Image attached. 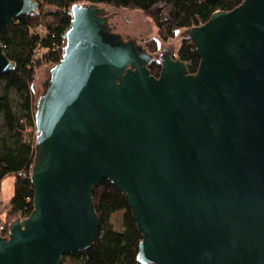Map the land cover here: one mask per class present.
<instances>
[{"label":"water","instance_id":"obj_1","mask_svg":"<svg viewBox=\"0 0 264 264\" xmlns=\"http://www.w3.org/2000/svg\"><path fill=\"white\" fill-rule=\"evenodd\" d=\"M38 8L0 0V35ZM69 15L63 55L37 88L34 209L0 233V264H61L92 246L105 179L141 233L139 264H264V0L178 32L198 69L165 49L158 76L148 64L176 47L149 16L88 2ZM149 35L155 56L129 39ZM15 69L0 41V75Z\"/></svg>","mask_w":264,"mask_h":264},{"label":"trees","instance_id":"obj_2","mask_svg":"<svg viewBox=\"0 0 264 264\" xmlns=\"http://www.w3.org/2000/svg\"><path fill=\"white\" fill-rule=\"evenodd\" d=\"M38 11L15 18L0 35L6 55L16 63V69L0 75L5 89L14 88L20 95L19 112L13 110L6 96H0V184L3 178L16 177L15 192L10 200L2 235L8 233L12 220L28 216L34 209L35 191L30 179L37 150L34 141L25 139L27 126L34 127L35 100L32 87L38 71L53 66L63 55L64 34L70 26L69 10L77 2L108 5L110 8L139 9L150 15L158 35L169 40L179 30L205 23L216 10H232L244 0H37ZM178 57L195 73L200 63L196 46L183 36ZM161 63L155 58L148 68L159 75ZM23 171L26 176H19ZM93 201L100 219L97 239L89 248L65 254L61 264H139V242L142 238L125 195L108 179L95 188ZM122 212V229L112 222V216Z\"/></svg>","mask_w":264,"mask_h":264},{"label":"rangeland","instance_id":"obj_3","mask_svg":"<svg viewBox=\"0 0 264 264\" xmlns=\"http://www.w3.org/2000/svg\"><path fill=\"white\" fill-rule=\"evenodd\" d=\"M114 9H118V10H126V11H134V10H139V9H126V8H116V7H112ZM141 11V10H139ZM142 12V11H141ZM146 16H149L150 20L152 21V18L150 17L149 14L143 12ZM151 27H152V30L154 31V33L165 43H172L175 45V56L178 57V48L182 42V39H183V36L182 37H179L178 36V32L180 31H183V30H179L176 34L175 37L169 39V40H164L162 39L159 35H158V29H157V26L153 23H151ZM145 47L147 49H149V51L153 52L154 53H157L158 52V49H159V45H158V40L153 36V35H149V36H146V41L144 43ZM158 60V59H157ZM49 66V64H46L45 66H43L37 73V76H36V80L33 84V87H32V91H33V96L35 98V100L37 99V88H38V84L41 82L42 80V73L43 72H46L47 71V67ZM5 81L2 80L0 82V96H6L8 98V100L11 102L12 106H13V110L15 112H19V102L21 100V97L20 95L17 93V91L14 89V88H11L9 89L8 91H6L5 89ZM34 131V127L31 128V132L33 133ZM12 178H15L13 176V174H10L8 176H6L5 178V182H4V186L7 184V182H9V180H12ZM7 190H5L3 188L2 192L0 193V227L2 225H4V220L5 218H3V216L1 215L2 211L6 208L7 204L6 202L4 203V201L7 199ZM112 222L113 224L115 225L116 228L118 229H122V212H117L115 213L113 216H112Z\"/></svg>","mask_w":264,"mask_h":264},{"label":"flooded vegetation","instance_id":"obj_4","mask_svg":"<svg viewBox=\"0 0 264 264\" xmlns=\"http://www.w3.org/2000/svg\"><path fill=\"white\" fill-rule=\"evenodd\" d=\"M107 14L109 15L108 22H109V24H110V32H115V33H117V34H120V35L122 36V38H123L124 40H126V39L124 38L123 34L120 33V32H118V31H116V29H115V24H114V22H113V19L115 18L116 13L113 12V11H111V10L109 9L108 12H107ZM131 38H133V39L136 40V42H137V46H138L139 48L147 49V48L145 47V45L142 43V41H143L142 39L139 40L137 37H132V36H130L129 39H131ZM165 49H170V50L172 51V54H174L173 50H172L170 47H163L162 50L160 51V53H159L157 56H155V55L153 54V52L149 51V49H147V50H148L149 52H151V53L155 56V58L158 59V61L160 62V55H161L162 53H164ZM165 53H166V52H165ZM174 57H176L175 54H174ZM177 58H179V57H177Z\"/></svg>","mask_w":264,"mask_h":264},{"label":"crops","instance_id":"obj_5","mask_svg":"<svg viewBox=\"0 0 264 264\" xmlns=\"http://www.w3.org/2000/svg\"><path fill=\"white\" fill-rule=\"evenodd\" d=\"M13 176L15 177V175H13ZM5 178H6V176L3 178V180L0 184V193L2 192L3 188L8 191L7 192V199L4 201V203L6 202L7 206L1 213L3 218L6 217V213H7L8 207H9L10 200L13 197L14 192H15V183H16V177H15V178H12V180H9V182H7V184L4 186V182L6 181Z\"/></svg>","mask_w":264,"mask_h":264},{"label":"built area","instance_id":"obj_6","mask_svg":"<svg viewBox=\"0 0 264 264\" xmlns=\"http://www.w3.org/2000/svg\"><path fill=\"white\" fill-rule=\"evenodd\" d=\"M70 10H71V8H70ZM70 10H69V11H70ZM31 128H33V127H31V126H27V127L25 128V130H24L25 139H26L28 142H32V141H34L35 146H36L37 138H36V128H35V123H34V131H33V133L31 132ZM18 175H19V176H23V177H25V176H26V173L23 172V171H20V172H18ZM19 217H21V218H25V217H27V216H19ZM0 229L3 230L4 227L1 226ZM8 230H9V229H8ZM6 235H7V234H6Z\"/></svg>","mask_w":264,"mask_h":264}]
</instances>
